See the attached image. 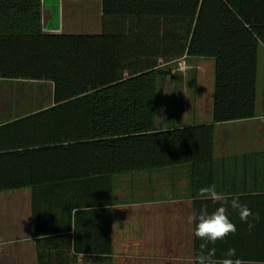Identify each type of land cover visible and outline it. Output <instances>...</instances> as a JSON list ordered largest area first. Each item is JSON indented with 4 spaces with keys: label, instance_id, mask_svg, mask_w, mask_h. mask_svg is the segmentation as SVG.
Segmentation results:
<instances>
[{
    "label": "trees",
    "instance_id": "obj_1",
    "mask_svg": "<svg viewBox=\"0 0 264 264\" xmlns=\"http://www.w3.org/2000/svg\"><path fill=\"white\" fill-rule=\"evenodd\" d=\"M41 6L42 0H0V79L45 80L54 86L53 104L0 125V138L13 140L0 144V191L32 188L38 235V189H69V215L83 206L91 208L74 230L75 243L83 237L89 242L85 252L95 254L85 264H113V176L190 163L201 149L210 155L213 140V124L155 128V69H125L130 61L121 50L130 43L122 40L120 30L115 32L116 23L139 31L148 19L155 20L149 32H158L163 25L172 54L212 57L213 123L250 119L256 116L264 0H101L104 22H109L101 33H46ZM138 40H133L134 49L146 43ZM17 137H23L21 144L14 142ZM15 161L34 171L38 168V173L30 174L31 178L3 174ZM239 198L253 212H262L263 195ZM216 207L203 201L209 213ZM194 211H199L197 201ZM231 213L238 231L228 237L242 239L243 223L237 213ZM258 229L259 224L246 237L258 239L262 233ZM201 243L193 234L195 258L206 251L201 250ZM234 245L228 246L227 239L210 244L209 248H215L211 259L219 264ZM240 246L235 245L233 259L264 264L258 261L264 253L259 256L258 249L246 253Z\"/></svg>",
    "mask_w": 264,
    "mask_h": 264
},
{
    "label": "crops",
    "instance_id": "obj_2",
    "mask_svg": "<svg viewBox=\"0 0 264 264\" xmlns=\"http://www.w3.org/2000/svg\"><path fill=\"white\" fill-rule=\"evenodd\" d=\"M68 8L70 19H66ZM41 12L42 28L46 33H101L104 24L109 25L103 19L101 0H42ZM153 21L148 19L139 31L116 23L115 32L118 34L120 30L122 40L130 43L121 50L122 56L130 61L125 69H155L156 129L213 124L211 154L204 155L201 149L190 163L113 176L112 263L194 264L193 224L188 223L187 217L193 213L194 202H198L199 210L203 208L205 199L197 198L201 187L215 184L218 191L230 196H264V44L258 49L256 116L214 124V59L186 53L172 54L170 37H165L163 25L160 24L158 32H149L148 26ZM136 37L146 42L144 47L139 43L134 49ZM138 61L141 65L137 67ZM127 74L128 70L126 77ZM8 81L12 80L0 79L3 83ZM34 82L37 90L32 98L36 105L34 111H38V83L50 85V91L39 95V100H45L47 106L53 104L54 86L45 80ZM3 99L6 100L0 97V125L28 113H17L15 107ZM237 132L239 138L234 137ZM22 138L17 137L14 142L21 144ZM12 142L10 137L0 138L1 146ZM10 165L13 172L9 169L3 174L31 178L30 174L38 173V168L34 171L33 167L20 161ZM63 193L65 199L52 198ZM49 198L52 202H48ZM71 200L69 189L50 192L38 189L39 231L36 235L32 188L0 191V264L88 262L90 255L95 254L85 252L89 242L83 237L77 238L75 243L74 230L83 224L85 216L87 219L91 208L83 206L69 215L67 210ZM206 201H210L212 208L211 200ZM229 211L230 219L236 218ZM260 216L258 230L262 233L258 239L246 237L247 225L243 224V238L228 237V246L241 245L240 250L246 253L258 249L259 256L263 254L264 207ZM59 226L61 228L55 230ZM262 259L258 261H264Z\"/></svg>",
    "mask_w": 264,
    "mask_h": 264
},
{
    "label": "clouds",
    "instance_id": "obj_3",
    "mask_svg": "<svg viewBox=\"0 0 264 264\" xmlns=\"http://www.w3.org/2000/svg\"><path fill=\"white\" fill-rule=\"evenodd\" d=\"M197 198L211 200L218 207L211 213L206 208H202L187 217L188 223L195 225L194 236L202 241L201 250H206L196 258L194 264H217L211 259L215 254V248L208 246L215 245L217 241L226 240L229 235H235L238 231L236 224L230 219L229 210L238 214L240 222L247 225L249 233L255 229L262 218L259 213L253 212L242 203L239 195L230 196L228 193L218 191L215 184L201 187ZM235 256L236 249L229 248L225 253V258L220 260L219 264H241L240 260L233 259Z\"/></svg>",
    "mask_w": 264,
    "mask_h": 264
},
{
    "label": "rangeland",
    "instance_id": "obj_4",
    "mask_svg": "<svg viewBox=\"0 0 264 264\" xmlns=\"http://www.w3.org/2000/svg\"><path fill=\"white\" fill-rule=\"evenodd\" d=\"M69 8L66 9V19H70ZM46 85V86H45ZM37 85L34 81L12 80L6 83L0 82V97L11 107H15L17 113L30 112L36 106L32 96L37 90ZM49 84L38 83V108L46 105L45 100H39V95H43L45 91H50ZM7 100L9 102H7ZM12 116V115H11ZM239 132L235 133V138H239Z\"/></svg>",
    "mask_w": 264,
    "mask_h": 264
}]
</instances>
